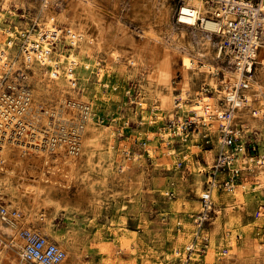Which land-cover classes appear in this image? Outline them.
I'll return each instance as SVG.
<instances>
[{
    "label": "rangeland",
    "instance_id": "1",
    "mask_svg": "<svg viewBox=\"0 0 264 264\" xmlns=\"http://www.w3.org/2000/svg\"><path fill=\"white\" fill-rule=\"evenodd\" d=\"M106 1L105 20L116 26L118 34L122 27L131 28L135 39L141 41L132 26L139 22L131 16V5L141 0H118L119 7L113 5L114 0ZM44 3L0 0V45L6 47L9 33L16 36L17 30L29 27L36 16L51 27ZM167 3L170 25L182 32L184 43L194 46L195 54L199 49L207 53L206 59H199L197 69L186 70L182 58L177 57L170 72H163V65L157 69V64L137 61L128 42L103 48L100 24L90 19L55 24L83 35L76 45L65 46V42L64 50L55 53L61 65L59 78L40 64L51 77L45 80L35 73V67H27L18 47L8 49L11 67L2 71L0 93L18 95L26 88L43 111L64 103L63 98L77 100L86 105L77 116L85 119L83 109L87 108L91 117L76 166L68 165L61 176L50 181L40 178L32 187L34 192L24 193L26 184L21 183L36 172V168L33 173L24 171L21 161L33 158L29 155L26 159L19 154L20 148H14L16 164L0 167V206L6 204L40 235L65 250L72 249L76 264H264V164L245 172L250 178L245 187L233 192L216 189L212 218L198 235L202 195L209 187L219 149L218 122L214 121L212 128L207 126L208 137L196 131L184 140L179 130L173 129V120L185 122L201 110L196 103L205 96V84L215 87L212 101L224 97L221 79L229 77L225 68L232 67L216 56L221 40L217 35L211 50L201 48L190 36L195 28L184 29L185 24L178 21L182 2ZM55 10L62 11V7ZM155 25L164 35V22ZM161 47L165 49L164 44ZM70 54L80 61L76 80L66 73ZM216 68L222 69L221 75L214 73ZM255 82L257 89L264 86L259 64ZM258 91L245 112L252 114L264 100V90ZM245 112L239 120L250 129L248 136L255 138L264 154V118L254 123L244 117ZM84 123L86 120L81 126L74 123L71 130H80ZM28 134L21 143L29 144L30 136L34 138L32 132ZM261 207L263 214L259 215ZM12 239L15 237L8 230L0 233V264L26 263L28 259L23 263L20 255L14 254ZM189 245L194 249L188 250Z\"/></svg>",
    "mask_w": 264,
    "mask_h": 264
},
{
    "label": "bare ground",
    "instance_id": "2",
    "mask_svg": "<svg viewBox=\"0 0 264 264\" xmlns=\"http://www.w3.org/2000/svg\"><path fill=\"white\" fill-rule=\"evenodd\" d=\"M151 1L152 2H146L141 0L131 5V8H133L131 16L139 22V24H134L132 26L135 27L134 31L142 36L141 41L135 39L131 28L122 27V34H118L116 26L112 24V22H109V19L105 20V11L107 10L105 7L107 4L106 0H45L43 5L46 8L45 11L49 15L47 21L48 24H53L50 28H53L54 26L56 28L59 27L58 25H55L57 23H76V21L78 22L79 20H95L100 24L101 32L99 40L103 48L108 45H110V47L112 45L115 46L114 44L118 42H128L132 46L131 50L133 49L132 51L136 53L135 57L137 58V61L140 60V62L143 61L146 64L152 62L153 64H157V69L163 65V72H170L177 57L182 58L186 70L197 69L200 66L199 59H206L208 57L207 53L199 49L195 54L193 52L194 46L192 47L191 45L184 43V40L181 39L182 32L178 31L176 27L170 25L169 17L171 8L167 3V0ZM113 5L119 7L118 0H114ZM56 6L62 7V11H56ZM217 11L218 8L216 6H209L204 3L203 0H185L180 6L178 21L185 24L184 29H187L186 27L197 29H194V31L190 33V36L196 40L194 42L201 43V48L211 50L213 47V43L215 42L214 34L211 32L209 33L208 31L217 30V24L212 20ZM200 18L203 19V23L200 21ZM157 22L162 24L164 22V35L159 33V29L155 25ZM59 28H62L64 33H71L76 38H83V35H77L71 29L68 30L62 26ZM200 29L204 32H200ZM202 41H204V43ZM162 44L165 45V49L161 47ZM125 52L128 53L129 51L126 49ZM7 54H9L8 50ZM220 54L219 49L216 56L220 58ZM257 54L259 56L258 61L260 70L264 74V46L260 48V51ZM136 60L134 59V62ZM7 61L9 60L5 54L3 57L1 56L0 71L1 69L9 67V62ZM27 65L28 68L35 67V73H38L37 75L42 76L45 80L51 78L46 71L40 68L39 63H27ZM221 68H216L214 73H216V75H221V73H218V71H222ZM225 70L229 73V77L221 79V82H226L230 79L235 80V78L239 76V73L233 68H225ZM55 76L59 78L58 75ZM255 83L256 82L253 81L252 87L249 91L253 97L255 91L264 90V86H258L259 89H257V84ZM27 96H29L27 103L23 106L18 105L17 101H4L3 99L2 102H0L1 169H4V166L6 165L16 164V162L13 161L14 159H12V153H16V149L14 148H20L21 151L19 154L24 155L26 159L27 156L29 157L30 155V157L35 160V162H33L34 165L37 166H32L31 160L33 159L25 162L21 161L22 169L28 173H33L35 171L34 168H36L35 173L29 174L28 176L30 177H25V181L21 182L26 184V189L23 191L24 193L34 192L32 187L36 186V183L39 182L40 178L41 180L44 178L50 181L51 178L56 177L58 174L61 176L62 169L68 168V165L72 168L76 166V157H78L80 153L68 151L70 149L67 148L68 144L66 142L71 140L70 132L74 123L81 126L82 120H86V124L84 123L80 130H78L77 127L75 129L80 133L78 135L79 138L83 139V137L90 132V129L87 126V120L91 117V112H89L87 108L83 109L85 112V119H80V117L77 116L79 109L86 106L77 100L70 101L63 98L64 103L55 105L54 108L47 107L43 111L42 107H40V103H38L36 97L31 91L27 92ZM208 100L212 99L209 98ZM196 104L198 108L201 109V104ZM250 104L253 105V102L251 101ZM258 108L261 110L258 117H254L251 113L243 110L242 112H245L244 117L250 119L254 123H258L261 118H264V100L261 101ZM197 110L199 111V109ZM199 112H203V109ZM51 117L54 118V120H52ZM74 117L77 118L75 121L73 119ZM29 132L33 133L34 138H31L30 136L28 140L29 144L21 143L26 142L25 136H29ZM62 139L65 140V142L53 143V141L56 142ZM30 149L34 150L31 152ZM18 163L20 162H17V166ZM35 163H37V165ZM53 182L55 183V181ZM217 188L218 187L215 188L214 195L216 194ZM24 228L30 230L32 233H39L34 225L27 224L24 218H21L19 214H14L11 211H9V216L0 220V233L8 230L11 235L15 237L14 240L12 239L14 254L16 257H19L20 255V259H22L23 263L27 259L24 255V248L27 243V238L23 235ZM66 253V258L59 264H76V254L72 249H67ZM24 264L38 263L34 260H28Z\"/></svg>",
    "mask_w": 264,
    "mask_h": 264
},
{
    "label": "built area",
    "instance_id": "3",
    "mask_svg": "<svg viewBox=\"0 0 264 264\" xmlns=\"http://www.w3.org/2000/svg\"><path fill=\"white\" fill-rule=\"evenodd\" d=\"M180 1L183 3L185 0ZM203 1L209 6L218 8L212 19L217 24V30L208 32L221 39L220 58H224L239 73V76L235 80L230 79L224 82L225 95L217 102L216 100H207V98H214L212 93H214L215 87L205 84L202 89L205 96L200 97V101L197 102L201 104L203 112L197 110V114L182 123L179 120L178 122L173 120V129L179 130L178 135L184 140H189L191 134L196 131L205 133L207 126L212 128L214 121L218 122L219 149L210 172L209 187L202 195L204 209L198 218V235L212 218L215 188L233 192L240 186L245 187L250 179L246 177L245 172L253 170L256 164H264V154L259 149L260 144L255 141L254 137L248 136L250 129L239 120L240 112L252 106L250 102L253 96L249 91L253 81L256 80V69L259 64L257 53L264 46V0ZM200 21L204 22L201 18ZM28 26L17 30L16 36L9 33L6 47L0 45V58L4 54L8 57V49L18 47L26 64L39 63L49 68L53 76L59 75L61 65L56 59L55 53L64 50V47L61 49V46L65 42V46L70 47L76 45L81 39L71 33H64L62 28L55 26L50 28L43 25L38 16ZM67 58L69 60L67 76L76 80L75 73L80 61L72 54ZM10 67L11 63L9 62V67L0 71V88L4 78L2 71L8 72ZM220 72L218 71V73ZM27 92L30 91L26 88H22L18 95H14L10 91H2L0 102L3 99L4 101H17L18 105L23 106L29 97ZM257 92L259 91L254 92V96ZM177 106H181L180 101L177 102ZM260 112L259 108L252 110L254 117H258ZM75 129L76 127L71 130V140L66 143L69 151L80 153L81 138L78 136L80 133ZM209 133H205L206 137L210 135ZM57 142H65V140L53 141L54 144ZM262 209L263 207L257 212L259 215L263 214ZM9 211L6 204L0 206V215L3 219L9 216ZM23 235L27 238L24 255L28 260H34L38 264H59L66 258V250L48 237L32 233L28 229L23 230ZM194 247V245H190L187 248L193 250Z\"/></svg>",
    "mask_w": 264,
    "mask_h": 264
}]
</instances>
